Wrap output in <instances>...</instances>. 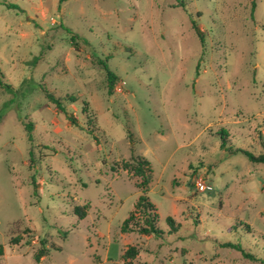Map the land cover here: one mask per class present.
I'll return each mask as SVG.
<instances>
[{
  "label": "rangeland",
  "instance_id": "obj_1",
  "mask_svg": "<svg viewBox=\"0 0 264 264\" xmlns=\"http://www.w3.org/2000/svg\"><path fill=\"white\" fill-rule=\"evenodd\" d=\"M0 71L2 264H127L132 246V264H263L224 244L264 259V164L242 153L264 152V0H0ZM43 87L76 99L79 127ZM132 156L152 165L163 239L121 230L141 196Z\"/></svg>",
  "mask_w": 264,
  "mask_h": 264
},
{
  "label": "trees",
  "instance_id": "obj_2",
  "mask_svg": "<svg viewBox=\"0 0 264 264\" xmlns=\"http://www.w3.org/2000/svg\"><path fill=\"white\" fill-rule=\"evenodd\" d=\"M66 1V0H62ZM194 30L196 31L198 37L200 38L201 42L204 43V38L199 30V28L194 25ZM72 45L77 50L78 49V41H82V38L78 35L72 33ZM105 69L107 71V80H108V92L112 94L116 88L118 77L117 75L112 72L109 67L106 65ZM0 87L2 89H6L10 92L14 91V87L9 85L5 82L4 75L0 71ZM42 90L44 91L48 101L53 104L57 111L63 113L67 116V120L71 123L72 126L79 127L78 121L71 115H68L66 108H65V101H71L72 103L75 102L74 97H67L66 99L57 97L53 92L48 90L46 87H43ZM26 130L29 134L33 131V125L31 123L25 124ZM130 139L132 138L131 133H128ZM226 135V134H225ZM227 137V135H226ZM221 147L226 149L227 148V139L223 138ZM264 148V144H263ZM227 152L231 154H235L237 152H241V150H236L232 148L226 149ZM250 162L254 164H264V152L260 155H254L248 151H242ZM33 155V153L31 154ZM33 161V158L30 160ZM124 170L128 171L132 177H137L140 179V182L137 183L136 187L141 191V196L138 199L134 211L130 214V217L122 224L121 230L124 233H131L136 232L143 236H149L156 239H163L166 236V232L162 231L159 228V220L160 216L156 212V208L150 202L147 194L149 192L151 183L154 179V171L152 168L151 163L144 157H135L132 156L130 161L123 163ZM112 170L115 171V167H112ZM33 185H34V193L35 195L38 192V183L36 181V177H33ZM87 206L84 207H76L75 213L80 217V219H84L87 215ZM168 224L171 228L169 234H176L180 229V225L172 218L169 217L167 219ZM248 231L245 233L247 235H251V228L248 227ZM25 234H33V231L30 229H26ZM24 237L18 235L16 237H12L10 240V244L13 246H18L23 241ZM45 245L44 242H42ZM225 247L235 249L241 252L247 258L254 260V261H261L264 264V259H258L259 257L253 253H247L241 243H233L228 242L224 244ZM48 255V250L41 249L35 254V259L37 262H40L42 258ZM139 255V249L136 246L129 247L122 255V259L127 262V264H132L131 261L135 260ZM5 256V247L4 245L0 244V264H2L3 259Z\"/></svg>",
  "mask_w": 264,
  "mask_h": 264
},
{
  "label": "built area",
  "instance_id": "obj_3",
  "mask_svg": "<svg viewBox=\"0 0 264 264\" xmlns=\"http://www.w3.org/2000/svg\"><path fill=\"white\" fill-rule=\"evenodd\" d=\"M195 187L202 193L213 191V186L204 177H198L195 180Z\"/></svg>",
  "mask_w": 264,
  "mask_h": 264
}]
</instances>
